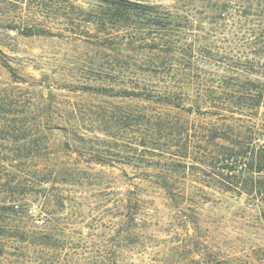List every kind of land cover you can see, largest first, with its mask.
<instances>
[{
	"label": "rangeland",
	"instance_id": "rangeland-1",
	"mask_svg": "<svg viewBox=\"0 0 264 264\" xmlns=\"http://www.w3.org/2000/svg\"><path fill=\"white\" fill-rule=\"evenodd\" d=\"M115 1L0 0V264H264V0Z\"/></svg>",
	"mask_w": 264,
	"mask_h": 264
},
{
	"label": "trees",
	"instance_id": "trees-1",
	"mask_svg": "<svg viewBox=\"0 0 264 264\" xmlns=\"http://www.w3.org/2000/svg\"><path fill=\"white\" fill-rule=\"evenodd\" d=\"M145 8H147L146 6L143 5H138V4H133V3H128L126 1L123 0H118L115 1L113 4V9H110L109 13L110 17H111V21H121L122 19L128 22L132 21V13L136 15V13L144 12ZM130 24V23H129ZM264 91H261L260 95L262 96ZM259 100L261 101L262 99L259 98ZM259 105V103H258ZM233 151H231V153L227 156H225L224 153H221V155H219V161L223 164V168L226 170V178L229 180L230 183L234 184L237 181V176L235 175V171L236 169H234V167L236 166L237 162L241 163L243 160H249L248 162H250V164L252 165L254 163V159L252 158H248L246 159V157H243V155H239L241 157L238 156L237 153H235L234 157L231 156ZM235 186H239L241 187V181L238 184V182L235 183ZM245 184H247V181L245 180ZM258 191V189H257ZM261 196H263L264 193H259ZM7 233L6 230L4 229H0V236H6Z\"/></svg>",
	"mask_w": 264,
	"mask_h": 264
}]
</instances>
